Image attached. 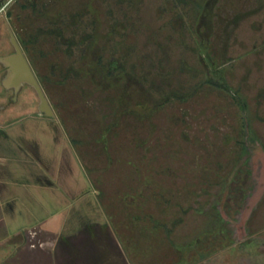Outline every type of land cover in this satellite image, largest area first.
Listing matches in <instances>:
<instances>
[{
    "label": "rangeland",
    "instance_id": "obj_1",
    "mask_svg": "<svg viewBox=\"0 0 264 264\" xmlns=\"http://www.w3.org/2000/svg\"><path fill=\"white\" fill-rule=\"evenodd\" d=\"M12 35L106 217L0 264H264V0H0V55Z\"/></svg>",
    "mask_w": 264,
    "mask_h": 264
},
{
    "label": "crops",
    "instance_id": "obj_2",
    "mask_svg": "<svg viewBox=\"0 0 264 264\" xmlns=\"http://www.w3.org/2000/svg\"><path fill=\"white\" fill-rule=\"evenodd\" d=\"M18 105L15 118L0 121V242L39 230L75 237L103 222L97 193L59 119Z\"/></svg>",
    "mask_w": 264,
    "mask_h": 264
},
{
    "label": "water",
    "instance_id": "obj_3",
    "mask_svg": "<svg viewBox=\"0 0 264 264\" xmlns=\"http://www.w3.org/2000/svg\"><path fill=\"white\" fill-rule=\"evenodd\" d=\"M11 44L14 49L7 54L0 55V64L7 68L4 75H1V84L4 92L9 93L8 91L14 88L15 102H12V104L16 105L20 98L21 88L26 87L25 90L30 89L38 97V111L53 117L55 115L54 110L42 90L20 44L13 35L11 36Z\"/></svg>",
    "mask_w": 264,
    "mask_h": 264
},
{
    "label": "flooded vegetation",
    "instance_id": "obj_4",
    "mask_svg": "<svg viewBox=\"0 0 264 264\" xmlns=\"http://www.w3.org/2000/svg\"><path fill=\"white\" fill-rule=\"evenodd\" d=\"M18 41V40H17ZM18 43H19V41H18ZM20 44V46H21V48H22V50H23V46H22V44L21 43H19ZM24 52V51H23ZM25 54V53H24ZM27 58V57H26ZM28 60V59H27ZM29 61V60H28ZM30 63V62H29ZM31 65V64H30ZM32 67V66H31ZM33 69V68H32ZM2 70V75H4V73L6 72V70H7V68L6 67H4L3 66V68L1 69ZM33 71H34V69H33ZM34 73H35V71H34ZM35 75H36V77H37V80H38V82H39V84H40V86L42 87V90L44 91V93H45V95H46V97H47V94H46V91H45V88H44V86L42 85V82H41V80H40V78L38 77V75L35 73ZM25 89H26V87H22L21 88V90H20V96L24 93V91H25ZM14 88H11L8 92L10 93L9 94V102H10V104L7 102V104H3V105H0V109H2L4 112H6L5 111V109H7V107H10V106H12V105H14V104H12V102H15V100H14ZM48 98V97H47ZM20 99V98H19ZM16 114H18V112L16 111H14V112H10L9 113V118L7 119V120H12L13 118H15V116H16Z\"/></svg>",
    "mask_w": 264,
    "mask_h": 264
},
{
    "label": "trees",
    "instance_id": "obj_5",
    "mask_svg": "<svg viewBox=\"0 0 264 264\" xmlns=\"http://www.w3.org/2000/svg\"><path fill=\"white\" fill-rule=\"evenodd\" d=\"M23 44V43H22ZM89 45H91V44H89ZM23 46H27V42H25L24 41V44H23ZM198 51H199V54L201 55V56H203V57H205V60H206V62H208L209 60H207V50H206V48L203 46V44H199L198 45ZM86 54V53H85ZM85 58L87 57V56H84ZM111 63V62H110ZM209 64V63H208ZM108 67V66H107ZM108 69H109V71L108 72H111V73H114L115 71L113 70L114 69V66H110L109 65V67H108ZM222 84V86H224L225 88H227V89H230L229 88V86H228V84L226 83V81L225 80H223V82L221 83ZM234 97H235V100H237V101H239L240 102V106L244 109H246L247 108V103H246V101H245V99L241 96V95H239V94H235L234 95ZM249 127V126H248ZM250 128V127H249ZM250 131H252L251 130V128H250ZM229 185V184H228Z\"/></svg>",
    "mask_w": 264,
    "mask_h": 264
}]
</instances>
